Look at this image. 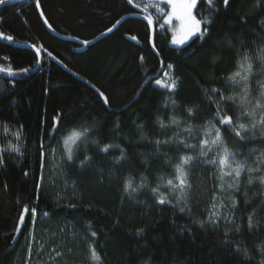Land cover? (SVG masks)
<instances>
[{"label":"trees","instance_id":"16d2710c","mask_svg":"<svg viewBox=\"0 0 264 264\" xmlns=\"http://www.w3.org/2000/svg\"><path fill=\"white\" fill-rule=\"evenodd\" d=\"M38 3L0 5V33L13 37H0V264H15L22 252L33 207L86 223L90 264V245L101 264H262L264 186L247 180L249 167L257 169L253 177L264 175V107L256 108L264 105V0H229L228 5L199 0L196 16L211 23L202 38L197 34L182 46L173 45L163 15L169 5L160 0ZM16 43L40 49L38 70L37 53ZM245 53L250 73L238 68ZM168 65L176 80L171 91L156 84ZM237 71L248 80H227ZM250 111L252 116L245 115ZM225 116L233 123L220 124ZM238 124L247 126L243 139L235 135ZM85 129L64 170L79 188L69 201L57 202L40 183L44 151L72 130ZM216 129L223 138L220 150L226 144L238 153L235 161L246 162L238 190L228 187L235 183L234 173L221 180L220 168L206 167V157H200L185 165L187 202L177 203L179 191L173 193L163 181L174 179L180 157H199L201 141L214 140ZM200 174L230 205L229 218L209 221L207 197L196 181ZM129 180L136 191H125ZM160 193L171 203L159 204ZM25 205L29 213L21 224Z\"/></svg>","mask_w":264,"mask_h":264},{"label":"rangeland","instance_id":"374dc122","mask_svg":"<svg viewBox=\"0 0 264 264\" xmlns=\"http://www.w3.org/2000/svg\"><path fill=\"white\" fill-rule=\"evenodd\" d=\"M170 11L171 7L169 5ZM193 13L196 15L195 9H193ZM177 23L175 19H173L171 25L167 23L172 34V39L173 27ZM184 44L173 43L175 46H182ZM165 73L173 79L172 68L167 69ZM165 73L159 80L168 81V76ZM69 137L71 135L54 142L44 151V164L40 183L42 186L51 189L57 202L69 201L76 193L77 188H79L76 180L69 178L64 173L65 165L69 161L67 159L68 150L71 149L73 153L74 146L79 140H75L73 143L69 139L68 144H65L64 140ZM209 148L207 149L208 154L205 166L212 169L220 168L218 162L213 165L207 163V161L214 158L218 161L219 156H222L224 153L218 145H212ZM233 167H235V163H233ZM225 171L228 172L231 169L225 167ZM196 181L199 184L201 192L207 197L208 217L213 211L219 212V216H213L209 221H214L213 223H215L220 217L229 218L230 205L227 204L224 196L214 193V189L207 187L202 174L196 176ZM213 205L216 207L213 208ZM85 224L76 220H69L63 216L44 215V213L37 212L35 218L32 216L30 231L15 264H90L86 256L87 253L84 250L86 237ZM29 245H31V250H29ZM58 252L61 255L58 256Z\"/></svg>","mask_w":264,"mask_h":264},{"label":"snow or ice","instance_id":"6c2138e0","mask_svg":"<svg viewBox=\"0 0 264 264\" xmlns=\"http://www.w3.org/2000/svg\"><path fill=\"white\" fill-rule=\"evenodd\" d=\"M5 2V0H0V4H3ZM161 2L166 3L168 5H170L171 7V11L167 12V13H163V15L166 18V23H168L169 25L172 24L173 19H175V21H177V25H175L173 27V39L172 42L174 44H184L186 41H188L190 38H192L193 36H196L197 34L200 35V37L202 38L204 36L205 33H207L208 31V26L210 25L211 21L207 18L204 17L203 19H198L196 15H194L193 13V9L197 8L198 5V0H161ZM208 4L211 5L212 4V0H207ZM128 3H132V0H128ZM223 4L224 5H228L229 4V0H223ZM37 7H39V3L37 0ZM153 7H156L158 10H160L158 8L157 4H153ZM259 6V4H258ZM137 7H139V5H137ZM162 11V10H160ZM41 16H43V12L41 11ZM45 23H47V20H45ZM120 23V21H116V24H114L112 26V28H109L107 31L111 32L118 24ZM147 23L149 25H152L153 21L151 18H148ZM262 25H264V21L261 22ZM202 24H203V29H202ZM51 28V25H48ZM0 37H3L5 39L8 40H12L13 37L12 36H4L3 33H0ZM132 39H136L135 37H132ZM83 43L88 44L90 43V41H84ZM155 45H153L154 47ZM262 51H264V49H262ZM36 52L37 54H39L40 49L36 48ZM49 55H51V53H49ZM249 61V56L248 53H245L241 59V61H238V68L242 71H246V72H251L252 70V64ZM39 62V61H37ZM246 65V67H245ZM169 68H171V65H168ZM21 71L23 72H27L28 69H22ZM166 76H168L167 73H165ZM237 77L240 78V80L243 81H247L248 80V76L244 75L241 76V71H237L235 73H233L232 75H230L227 80L235 83H238L239 81L237 80ZM170 81V82H169ZM156 84L166 88L168 90H174L176 88V80L172 79L170 76H168V81H161L159 79L156 80ZM213 93H218L219 90L213 88L211 90ZM100 97L103 99V102L105 104H108V98L104 95L103 92L99 93ZM248 96V90L247 88H245L243 90V96L241 97V101L242 102H246V97ZM222 99H225L224 97H222ZM226 99L232 100L235 99V97L229 96L226 97ZM264 107V105H261L260 103L256 104V108H261ZM189 113L192 112V109L188 110ZM254 111V110H253ZM253 111L247 112L245 113V115L248 116H252L253 115ZM217 116H219V111H217L216 113ZM261 123H264V117H261ZM172 123H176V120L173 119ZM220 124L222 125H229L232 124V117L231 116H225L222 117L219 121ZM254 127V125H253ZM247 130V126L244 124H238L236 126V128H234L235 131V135L237 137H239L240 139H243V137L241 136V131ZM87 131V129H85L84 132H80L77 130H72L71 133V137L66 138L64 140L65 144H68L69 139H71L73 141V143L75 142V140L80 139L81 136H84L85 132ZM190 131V129H189ZM211 132H206L205 135H211ZM17 136H19V134L17 133ZM222 135L219 129L215 130V139L212 140L211 142L207 139L201 141V151L199 153V157H193V156H182L180 157V162L177 163L174 167H175V176L174 179H167L166 181H163V178L161 177V180L163 181V183H165L166 185L170 186V188L172 189V192L175 193L177 192V190L179 191V195L176 196V200L177 203H179L180 201H185V203L187 202V197L185 194V187L188 184V180H187V176L188 173L185 170V165H189L194 159H198L200 157H206L207 156V151L204 150V146H208V145H218L222 143ZM157 144H160L161 141L157 140L156 141ZM163 143H168V141H164ZM109 145H106L102 150L103 151H108L109 149ZM185 147H195V146H189V145H185ZM13 151H19L18 148H13ZM210 150V148H209ZM2 151V150H0ZM223 155L219 156V159L217 161V159H212V160H208L207 163L209 164H219L220 166V179L223 180L225 175L228 176H233L234 173V180L235 183L234 184H230L228 185L229 188H236L238 190L239 188V178L241 177L242 172L245 170V161H235V156L238 154L236 151H231L229 150V148L227 147V145H223ZM67 159L71 160L73 159V153L72 150L69 149L68 153H67ZM81 163H83V161H81ZM233 163H235V167H233ZM0 166H3V159L2 157H0ZM225 167H228L229 169H231V171L225 172L224 169ZM257 171V169L248 168V172H249V178L247 180V183L249 185H252L254 183V180H258L259 184L261 186H264V175H261L259 177H253L251 175L252 172ZM175 181V182H174ZM144 185L141 184L138 187H143ZM136 191V188H133L132 186V182L131 180L127 181L125 183V191ZM154 194L159 193V185L157 186V188L152 189ZM157 202L159 204H165V203H171V201L168 199V196H166L163 193H160L158 195V200ZM232 204L235 207L237 202L233 199L232 200ZM71 207H74V205H70ZM216 206L213 205V208H215ZM181 211H184L183 208L180 209ZM29 213V208L27 205L24 206L23 211L19 217V221L22 224L24 219H25V214ZM31 215L33 216V218L36 217L37 212H36V208L33 207L31 209ZM44 215H48V213H44ZM213 216H219V212L217 211H213L210 216L209 219H211ZM214 222V221H213ZM203 221H201V226H203ZM248 226L249 229H251L253 227V217L252 215H249L248 217ZM19 227L17 228V231H19ZM138 231H143L142 229L138 230ZM236 231H239V227H237ZM92 236H96L95 232L91 233ZM29 250H31V245H29ZM237 251H240L239 247L237 248ZM57 255H61V253H57ZM245 255H247V253L245 252ZM89 260L91 262V264H101V257L100 255L96 252L95 248L92 247L91 245L89 246ZM262 264H264V262H262Z\"/></svg>","mask_w":264,"mask_h":264},{"label":"water","instance_id":"95a60500","mask_svg":"<svg viewBox=\"0 0 264 264\" xmlns=\"http://www.w3.org/2000/svg\"><path fill=\"white\" fill-rule=\"evenodd\" d=\"M17 1H21V0H6L3 4H0V5H4V4H8V3H14V2H17ZM15 46H18V47H21V48H25V49H30V50H33L36 52V46L34 45H30V44H23V43H16ZM37 53V52H36ZM38 57H39V63L37 65V67L35 68L34 71L38 70L40 67H41V64H42V55H41V52H39V54H37Z\"/></svg>","mask_w":264,"mask_h":264}]
</instances>
